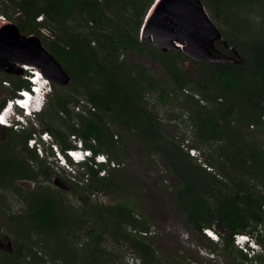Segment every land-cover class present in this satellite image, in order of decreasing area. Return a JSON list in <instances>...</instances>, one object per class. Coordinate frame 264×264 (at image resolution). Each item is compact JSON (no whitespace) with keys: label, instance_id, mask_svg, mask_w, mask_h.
<instances>
[{"label":"trees","instance_id":"obj_1","mask_svg":"<svg viewBox=\"0 0 264 264\" xmlns=\"http://www.w3.org/2000/svg\"><path fill=\"white\" fill-rule=\"evenodd\" d=\"M6 1L23 15L22 32L40 34L45 47L71 76L72 83L82 88L96 107V111L87 115L77 113L70 108L71 100L57 93L46 129L64 147L70 146V134H76L96 153H105L117 161L127 153L124 134H132L146 156L161 159L180 180L175 205L194 232L217 244L228 264H264V251L249 256L234 242L235 235H250L262 249L264 246V37L235 43L244 59L241 64L203 63L192 60L181 50L162 52L133 34V25L144 21L154 0H2L1 3ZM205 2L227 21L226 12L232 8L259 5L264 13V0ZM2 11L12 19L7 9ZM41 16L43 19L37 21ZM233 16L246 23V19ZM43 27H49L54 37L42 34ZM249 29L246 25L238 30ZM134 51L148 57L152 66L124 58ZM188 61L193 64V74L186 67ZM156 67L166 74L165 78L159 76ZM2 78L11 79L13 87L9 96L0 100V110L9 98L17 95V90L29 88L21 76L14 80L4 73ZM54 86L56 92L60 90ZM154 94L163 104L172 106L173 113L183 112L182 119L194 127L196 140L192 146L209 147V166L218 168L221 175L197 163L182 148V141L170 136L166 124L148 106V97ZM45 110L39 114L43 123ZM112 125L122 130L118 134L120 139L114 138ZM6 131L8 140L3 146L10 150L3 152L0 148V189L12 190L26 207L24 214L13 216L26 238L17 254L10 256L15 258V264H45L49 258L83 264H118V259L104 248L109 238L120 245H129L143 264H186L178 256L173 259L157 256L154 240L131 231H148L152 227L149 218L138 214L134 200L93 209L97 224L89 235L88 246L80 249L81 242H70L69 236L89 224L91 216L75 214L76 211L65 207L66 201L58 191L41 183L40 177L46 173L43 165L50 168L27 146L33 131L15 132L9 128ZM93 139L97 145L91 143ZM18 147L20 150L16 152ZM21 154H27L29 160ZM89 171L91 179L85 185L70 181L75 192L103 190L116 170L107 177H99L92 168ZM18 181L36 185L26 190ZM85 193L88 204L91 198ZM205 228L214 229L220 242L207 237L203 233ZM36 237L45 240L43 247L31 241ZM41 252L43 256L39 255Z\"/></svg>","mask_w":264,"mask_h":264},{"label":"rangeland","instance_id":"obj_2","mask_svg":"<svg viewBox=\"0 0 264 264\" xmlns=\"http://www.w3.org/2000/svg\"><path fill=\"white\" fill-rule=\"evenodd\" d=\"M202 1L208 14L222 32L223 37L228 42L230 48L234 47L240 52L236 44L246 41L250 37H264V13H262L263 8L261 6L249 5L236 9L232 8L230 11L226 12L229 13V21H227L221 14L213 10L205 0ZM1 2L2 0H0V12L5 17L6 15L2 10L7 9L11 13L12 19L6 17L8 18L7 22L14 23L20 28V24L24 22V17L21 12L15 10L11 2L6 1L5 4H2ZM233 15L246 19V23L242 20H238ZM224 16H226V14ZM75 22L77 24V21ZM137 22L133 25L131 30L134 35L138 34L141 38L145 18L140 25H138ZM246 25L248 28L250 27L248 31L242 32L238 30ZM41 33L46 37H54L53 31L49 27H43ZM33 35L43 39L40 34ZM232 41H234V43H232ZM218 47L229 55L228 49H226L223 44L219 43ZM240 54L242 56L241 52ZM121 58L123 59V56ZM124 58L127 60H138L148 67L152 66V62L148 57L141 56L135 51L128 52L125 54ZM188 66L190 67V65ZM156 71L159 76L165 78L166 74H164L162 70L156 67ZM4 73L11 75L14 80H17L19 76L23 78L22 65H15L11 73L0 72V100L8 97L13 87L11 79L2 78V74ZM4 81L10 82L11 86L5 88L3 85ZM57 86L60 87V90L56 92L55 86H53L54 89L51 93L52 95L50 96L48 104L46 103L45 106L46 110L44 108L46 111V116L44 115L45 123L40 121L38 116L37 127L31 129L32 131L36 130V128L46 129V124L51 122L47 116L54 111L53 106L57 93L61 98L71 100L70 108H73L75 105L73 102L76 100H88L86 94H84V90L75 86L72 81L67 85ZM148 106L156 112L160 117V120L166 124L167 132H169L172 138L177 139V141L189 139L191 142L193 140L192 144L194 145L196 140L194 127L189 126V124L182 119L184 115L181 110H177L176 113L174 111L173 113L172 106L163 104L157 94L148 97ZM174 114L176 117L173 116ZM112 129L115 131L114 138L120 139L121 136L118 134L119 132H122V130L116 125H112ZM71 135L72 134H70V136ZM124 139L127 141V153H125L118 161L122 164L121 168L113 173V176L103 190L92 188V190L88 191L89 193L84 192L86 196H88V194L90 195L91 202L88 204L85 202L83 191H74L71 185V182H74L71 178V174L48 164L47 165L50 169H46L47 167L43 165L46 173L42 174L40 177L41 183L45 186H49L54 191H58L59 195L66 201V208L76 211L75 214L85 213L92 218V221L84 228L76 230L73 235L69 236L70 242L73 244L75 242H81L82 245H80V249H85L88 246V239L90 240L89 235L96 229L97 224V218L95 217L93 209L102 205L113 206L121 201L134 200L137 201L136 204L139 210L138 214L141 218H149L151 221L150 224L155 229V234L149 238L155 242L158 252L157 256L172 259L174 256H178L186 260V264H228V260L219 250L220 247L217 244H213L212 242L203 239L201 235L194 232L185 215L176 207L175 193L180 185V180L170 172L161 159L158 157L154 158L146 156L138 140L132 134H124ZM7 140L8 133L6 129L0 127V148L3 149V152H9L10 150L8 146H3V143ZM19 150V147L16 148V152ZM199 150H201L203 162L209 166L211 150L207 146H200ZM21 156H24L29 160L27 154H21ZM196 161L199 163L198 160ZM39 165L40 164L36 162V166L39 167ZM211 166H209V168ZM211 168L213 170L215 169L217 176L220 174L218 168L213 166ZM207 170L210 171L209 169ZM17 184L26 190L33 189L36 185L29 181H18ZM25 209L26 207L24 204L18 199L12 190L5 188L0 189V264H15V258L10 256L17 254V250L21 247V244L26 242V238H24V235L21 233V230L13 217L24 214ZM37 238L38 237L31 241L37 246L42 245L43 247L45 240H38ZM212 240L214 241V239ZM214 242L216 243V241ZM104 248L108 253H111L114 258L118 259V264L119 262L120 264H130V257H132V255L140 262V264H143V260L139 258L134 253L133 249L127 244L120 245L109 238L105 243ZM35 250H39V248L36 247ZM262 251H264V246ZM262 254H264V252ZM39 255L43 256L44 254L41 252ZM45 264L83 263L76 260L71 262L65 260L54 261L49 258ZM258 264L263 263L259 262Z\"/></svg>","mask_w":264,"mask_h":264},{"label":"water","instance_id":"obj_3","mask_svg":"<svg viewBox=\"0 0 264 264\" xmlns=\"http://www.w3.org/2000/svg\"><path fill=\"white\" fill-rule=\"evenodd\" d=\"M151 12L141 35L147 45L162 52L181 50L192 60L203 63L244 62L240 52L229 47L202 0H162ZM0 25V72L11 73L15 65H29L41 70L54 85L71 83V76L41 38L22 33L14 23ZM219 43L228 49L229 55L218 47ZM186 67L193 74L190 61Z\"/></svg>","mask_w":264,"mask_h":264},{"label":"built area","instance_id":"obj_4","mask_svg":"<svg viewBox=\"0 0 264 264\" xmlns=\"http://www.w3.org/2000/svg\"><path fill=\"white\" fill-rule=\"evenodd\" d=\"M159 0H154V4L149 8L145 20L151 14L155 4ZM1 22L6 23L7 18L0 12ZM43 17H39L38 21H41ZM23 69V78L28 82L29 88H22L17 90V95L15 97L9 98L5 106L0 110V127H5L7 125L10 129L15 132L29 131L37 127V120L40 113L43 112L48 96L53 92L54 84L49 78H47L43 72L33 66L22 65ZM40 76V77H39ZM40 80H42L40 82ZM4 87H9L10 82L4 81ZM37 91H42V99L36 108H33L31 113L28 108H32V105L35 104ZM186 93H189L187 90ZM29 95V97H28ZM197 99H200L199 95H195ZM15 105L16 110L14 112V117H9L6 115L7 104ZM22 103V104H21ZM73 109L77 113L89 114L90 112L96 111V107L93 103L86 99H80L74 106ZM29 112V113H28ZM63 114V113H62ZM185 119H188V116H185ZM186 139V138H185ZM70 146L64 147L53 135V133L48 129L36 128L31 134V137L27 141V146L29 149L35 152V154L42 160H44L48 165L62 169L65 172L71 174V178L74 182L85 185V182L88 183L91 179V174L89 169L92 168L98 173L99 177H107L109 173L113 170L121 168L122 164L118 161L111 159L105 153H96L93 148L88 147L84 140L72 134L69 137ZM93 145H97L95 139L91 141ZM182 148L189 153L193 158H196L203 167L213 171V169L207 166L201 155V150L192 146V141L189 139L182 141ZM103 157V159H101ZM134 233H138L143 237H150L155 234V229L151 227L148 231L137 232L132 230ZM203 233L214 239L216 242H220V236L212 229L205 228ZM251 236L249 235H235L234 242L235 245L241 249H245L249 256H255L262 251V247L259 243L254 242L253 245L258 247L256 252L252 248L247 246V239ZM246 239V240H245ZM130 264H140V262L132 257H130Z\"/></svg>","mask_w":264,"mask_h":264},{"label":"bare ground","instance_id":"obj_5","mask_svg":"<svg viewBox=\"0 0 264 264\" xmlns=\"http://www.w3.org/2000/svg\"><path fill=\"white\" fill-rule=\"evenodd\" d=\"M162 0H159L158 1V3L155 5V8L153 9V11L156 9V7L158 6V4L161 2ZM153 12H151V14H152ZM150 14V15H151ZM0 20H1V18H0ZM0 24H2V22L0 21ZM40 77V76H39ZM42 80H40V82H41ZM36 96V100H35V104H33L32 105V108H28V110L32 113L33 112V108H36L35 106H38V104H39V101L40 102H42L43 101V99H42V96H43V94H42V91H37V94L35 95ZM28 97H29V95H28ZM13 104L14 105H17V103L16 102H13ZM22 104V103H21ZM29 113V112H28ZM5 127L6 128H9L7 125H5ZM10 129V128H9ZM210 229H212V228H210ZM212 230H214V229H212ZM215 231V230H214ZM216 232V231H215ZM217 233V232H216ZM218 234V233H217ZM219 235V234H218ZM244 236H246V235H244ZM250 236V235H249ZM246 240V239H245ZM254 242H257L256 240H255V238L254 237H250L249 239H247V246L249 247V248H252L253 250H255L254 252H256V250H257V248L258 247H256V246H254L253 245V243ZM245 252H247V251H245ZM248 253V252H247Z\"/></svg>","mask_w":264,"mask_h":264},{"label":"clouds","instance_id":"obj_6","mask_svg":"<svg viewBox=\"0 0 264 264\" xmlns=\"http://www.w3.org/2000/svg\"><path fill=\"white\" fill-rule=\"evenodd\" d=\"M7 110H6V115H8L9 117H14V112L16 110V107L14 104H7Z\"/></svg>","mask_w":264,"mask_h":264},{"label":"flooded vegetation","instance_id":"obj_7","mask_svg":"<svg viewBox=\"0 0 264 264\" xmlns=\"http://www.w3.org/2000/svg\"><path fill=\"white\" fill-rule=\"evenodd\" d=\"M74 238H75V236H73ZM75 239H77V238H75Z\"/></svg>","mask_w":264,"mask_h":264},{"label":"snow or ice","instance_id":"obj_8","mask_svg":"<svg viewBox=\"0 0 264 264\" xmlns=\"http://www.w3.org/2000/svg\"><path fill=\"white\" fill-rule=\"evenodd\" d=\"M101 159H103V157H101Z\"/></svg>","mask_w":264,"mask_h":264}]
</instances>
